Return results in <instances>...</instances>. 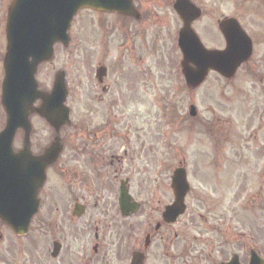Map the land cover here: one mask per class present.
<instances>
[{"label": "flooded vegetation", "instance_id": "1", "mask_svg": "<svg viewBox=\"0 0 264 264\" xmlns=\"http://www.w3.org/2000/svg\"><path fill=\"white\" fill-rule=\"evenodd\" d=\"M180 1L126 0L132 10L126 6L123 14L82 11L97 17L102 47L107 34L120 31L126 45L118 48L129 50L137 66L122 70L118 55L108 60L101 47L102 57L88 73L90 85L76 77L67 101L72 97L75 117L61 130L62 151L46 171L38 212L24 236L0 229V264H249L251 256L264 264V144L257 143L264 138V118L256 117L255 108L239 116L246 105L236 102V149L226 151V119L214 104H204V111L197 104L195 116L188 114L193 94L209 89L210 80L218 93L236 83V96L258 94L264 106V0H232L229 7L226 0ZM229 19L236 31L226 33L236 38V59H242L235 74L225 79L209 70L199 85L188 84L178 49L181 31L191 30L207 50L223 51L221 24ZM162 38L169 39L176 64L168 71L171 131L160 149V133L135 129L132 148L122 125L125 109L128 102L144 106L142 81L153 86L151 68ZM99 67L105 71L97 76ZM188 67L195 69L192 62ZM194 132L205 149H190ZM34 140L31 149L40 153L44 146ZM176 140L188 142L178 147ZM178 169L188 185L184 211L173 220L174 212H167L180 193L172 186Z\"/></svg>", "mask_w": 264, "mask_h": 264}, {"label": "water", "instance_id": "2", "mask_svg": "<svg viewBox=\"0 0 264 264\" xmlns=\"http://www.w3.org/2000/svg\"><path fill=\"white\" fill-rule=\"evenodd\" d=\"M118 1L13 0L9 8L1 92L5 125L0 131V221L18 234L26 231L37 210V193L45 180V170L62 149L60 128L69 124V110L64 105L67 95L64 72L55 74L49 93L41 92L35 81L38 66L52 59L56 42L67 47V31L80 9L122 12V4ZM179 46L185 60L196 62V71L206 72L208 68H213L230 77L236 67V41L233 36L227 39L225 52H205L199 44L185 45L181 39ZM184 73L189 81L202 78L200 74ZM36 101H39V106L33 107ZM31 114L45 120L55 133L50 145L39 155L30 152ZM19 129L24 132L22 148L14 151L13 139ZM183 175V171L175 172V188L185 190Z\"/></svg>", "mask_w": 264, "mask_h": 264}, {"label": "rangeland", "instance_id": "3", "mask_svg": "<svg viewBox=\"0 0 264 264\" xmlns=\"http://www.w3.org/2000/svg\"><path fill=\"white\" fill-rule=\"evenodd\" d=\"M11 0H0V52L4 46V36H3V22L2 19L4 15H6L7 4H10ZM226 7L232 5V0L225 1ZM105 22H108L109 19L107 17L104 18ZM95 22H97V17L90 12H84L80 15V24L77 27L76 25L71 27L70 30V45L67 49H64L62 46L55 47L54 58L49 65L39 69L38 74L36 76L37 81L42 89H50L53 73L57 70L63 69L66 72V80L67 87L70 90L71 96L73 95V90L76 88V77L80 75L82 79L83 85H90L89 79V71L93 69L94 65L102 55L99 54L100 48L102 44L99 40V33L95 28ZM106 39L108 44L102 47L107 54H109L108 60L116 59L118 55L119 63L122 64V70L127 66L132 67L135 63V60L128 52L120 50L118 48L120 44L126 42L124 38L121 37V33L118 30L111 31L106 35ZM131 39L127 41L128 42ZM135 49L137 50L138 39L135 41ZM131 41L129 43V46ZM170 41L168 38H162L160 44V53L156 54L155 62L152 65V71L154 73V81L153 86L149 84H142L143 92H144V106L142 105H133L132 102H128L125 113H127L126 124H122L123 128H128L130 145L132 148L137 147V142L135 141V134L137 129L139 133L144 134H153L157 135L159 131L161 132V137H164L165 133H170V124L171 120L169 117V110H165L163 105L165 102L170 101V92L172 90V80L168 77V69L169 73H172L175 69V61L171 59V48ZM78 55V58L76 57ZM136 55V54H135ZM137 66V63H135ZM150 68V64L147 65L146 69ZM131 70V74L133 71ZM0 80H1V71H0ZM213 80H210L207 85H209V89L204 90L201 93L193 94V103L199 104V108L205 107L204 104H214L212 105L214 108V112L217 113L220 110L223 114V117L226 119L225 121V141H224V149L226 151H232L236 149V102H244L246 105L245 113H250L253 109H256V117L264 118V106L261 105L260 95L258 94H247L245 98L243 96H236V83H231L229 85H225L221 88L218 93L216 90L212 89L210 85H215ZM130 87V86H129ZM138 89V87H135ZM175 101H181V99H176ZM68 104V103H67ZM69 107L71 108L72 115L70 116L72 121L75 117L74 115V101L71 97L69 101ZM124 113V112H123ZM119 117V116H118ZM206 118H209V114H205ZM4 124V114L0 107V130L2 129ZM159 124V127L157 125ZM32 125L34 127V143L46 144L51 137V130L45 125V123L38 118L32 119ZM122 125H119V129L122 128ZM50 135V136H49ZM133 136V137H132ZM170 142H173L169 136L166 138ZM47 140V141H46ZM164 139H162L163 147ZM191 147L190 149L193 151L194 149H205L206 141H204L200 135L194 132L191 138ZM177 146L186 145L187 140H176ZM257 143L264 144V138L262 140H257ZM147 144V141H146ZM21 140L17 137L14 141V147H20ZM157 147V142H156ZM249 147V146H248ZM158 148V147H157ZM163 149V148H162ZM146 157V156H144ZM121 159V163H122ZM125 163V162H124ZM123 163V164H124ZM1 228V227H0ZM259 228L264 231V220L260 223ZM237 229V228H236ZM4 233L7 234L5 229H1ZM243 239H241L242 241ZM240 245H236V252L239 250Z\"/></svg>", "mask_w": 264, "mask_h": 264}]
</instances>
